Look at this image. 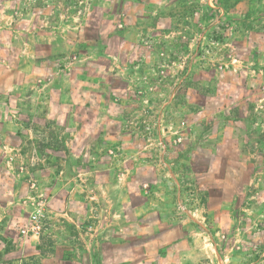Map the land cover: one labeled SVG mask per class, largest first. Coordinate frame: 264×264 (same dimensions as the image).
Listing matches in <instances>:
<instances>
[{"label": "rangeland", "instance_id": "rangeland-1", "mask_svg": "<svg viewBox=\"0 0 264 264\" xmlns=\"http://www.w3.org/2000/svg\"><path fill=\"white\" fill-rule=\"evenodd\" d=\"M3 10L0 264H264V0Z\"/></svg>", "mask_w": 264, "mask_h": 264}, {"label": "crops", "instance_id": "crops-1", "mask_svg": "<svg viewBox=\"0 0 264 264\" xmlns=\"http://www.w3.org/2000/svg\"><path fill=\"white\" fill-rule=\"evenodd\" d=\"M4 12L6 14L7 11H4V10L0 11V16L1 17H3L5 15ZM109 121H111V119ZM108 124L111 125L112 123L109 122ZM227 134H228V141L226 142L227 144L226 143H221V144H226L225 146L229 145L230 149H229L228 152L230 153V155H228L229 157L227 159V162H228L227 165L231 166V164H234V163L238 162V161L235 160V155L238 154V150H237V147H236V144H235V141H234L235 137H234L233 133L231 132L230 135H229V133H227ZM232 137H234L233 140H232ZM206 150H208V152H209V153L207 152V154H213L211 149H206ZM27 239L29 240V242H31V244H36L39 241V237L38 238L32 237V238H27ZM84 255L86 257L82 260L83 262L86 261V259H88L91 256V255H89V254H87L85 252H84ZM77 256L79 257V256H82V255L80 253V255L77 254ZM82 258H83V256H82ZM65 261L66 260H64L62 257H60V255L57 254L55 256L52 255V256H47V257L43 258L41 264H64V263H66ZM72 261L74 262L75 258H72V260L69 261V262H72ZM80 264H83V263H80ZM84 264H87V263H84Z\"/></svg>", "mask_w": 264, "mask_h": 264}, {"label": "built area", "instance_id": "built-area-1", "mask_svg": "<svg viewBox=\"0 0 264 264\" xmlns=\"http://www.w3.org/2000/svg\"><path fill=\"white\" fill-rule=\"evenodd\" d=\"M43 228L41 214L39 211L30 213L27 223L21 228L20 235L25 238H38Z\"/></svg>", "mask_w": 264, "mask_h": 264}]
</instances>
